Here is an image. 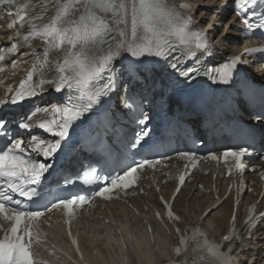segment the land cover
<instances>
[{
    "label": "snow or ice",
    "instance_id": "1",
    "mask_svg": "<svg viewBox=\"0 0 264 264\" xmlns=\"http://www.w3.org/2000/svg\"><path fill=\"white\" fill-rule=\"evenodd\" d=\"M191 10L192 6L185 0L180 3L176 0H0V27H4L6 16L13 17L6 25L9 43L0 46V71L9 60L13 70L25 63L11 59L23 49H28V55L34 58L18 85L6 89L0 106L23 105L56 94V103L34 105L26 115L9 118L0 114V219L11 225L9 228L0 225L3 231L0 264H38L32 252L33 229L45 212L63 209L68 217L66 222L70 223L77 209L93 206V198L112 199L115 192L136 186L140 172L146 167L155 169L160 164L159 160L148 158L139 161L133 158L131 164H126L114 157L115 168L104 177L97 175L92 164L82 166L79 173L67 174L57 162L75 147L69 143L75 129L98 107L114 98L119 99L126 115L147 128L149 116L144 112V97L128 90L120 95L125 84L146 83L148 74L158 64L170 79L189 81L203 75L213 83L227 85L239 71L238 66H244L245 57L255 64H264L260 59L264 57V47H246L220 65L208 66L204 57L212 55V41L202 30H193L198 21L189 15ZM233 11L243 25L237 31L246 38L259 34L264 39V0H233ZM232 23L225 24L221 35H226ZM255 115L257 120L264 121V100ZM38 116L43 118L36 119ZM114 118L115 113L111 118L106 116L103 127L95 132L101 149ZM33 129L42 130L51 139L31 134ZM19 130H25L30 138L27 141L19 138ZM145 135L142 128L127 147L136 149ZM245 157L253 158V153L241 146L220 155L210 153L207 158L223 161L231 174L233 170L243 173L247 168ZM179 158L190 162L185 164L186 170L198 163L195 153L190 151L179 153ZM187 174L185 171L179 175L181 186ZM260 175L264 179V172ZM75 183L98 190L91 197L58 195L64 190L62 185ZM165 208L167 218L178 225L180 217L172 206L165 202ZM235 219L233 214L228 234L219 239L200 225L183 229L177 226L179 239L173 249L174 259L168 264H239L242 243L246 237L250 238L251 229L264 220V212L257 215L255 206L250 207L243 229L236 227ZM238 242L241 247H237ZM72 244L79 252L76 239H72Z\"/></svg>",
    "mask_w": 264,
    "mask_h": 264
},
{
    "label": "bare ground",
    "instance_id": "2",
    "mask_svg": "<svg viewBox=\"0 0 264 264\" xmlns=\"http://www.w3.org/2000/svg\"><path fill=\"white\" fill-rule=\"evenodd\" d=\"M177 1L178 0H176V2ZM188 1L193 4V9H192L193 14L198 13L197 19L199 21V25H203V22L204 20H206L207 16L208 17L212 15L214 16L220 12L218 11V9L221 8L220 0H188ZM224 16H226V20L222 21L221 19L222 27H221L220 32L217 33L213 29V23H211L210 24L211 26L208 27L209 31L213 34V37L215 38L216 43H221V42L227 43V41H230L232 39L230 35H232L233 33L230 30H228L226 35H221V33L224 32L223 27L225 26V24H228V22L230 21V15H228V10H224ZM0 35H1L0 45L8 44L9 37L5 33H3V30L1 29H0ZM20 56H21L20 59L22 57L24 59L27 56V53L23 52ZM262 75H264V73L259 74V76H262ZM5 97H6V94H4L3 90L0 87V100L5 99ZM47 101H49V98H43L40 100V103H44ZM205 182H207V180H205ZM189 195H190V190L184 191L183 193L179 195L176 201V204H175L179 213L186 220H188L189 218H193L195 216H198V217L201 216L203 211L208 207L207 205L209 203L208 197H205L204 199H199L197 192H193L190 198H189ZM151 203L154 204L155 202H151ZM230 213H231L230 204L229 202H225L216 213L209 215L207 217L206 223L209 225L210 229H212L216 233H219L227 224L228 219L230 217ZM108 217L111 218L115 222H119L125 219V212L122 209H117V210L112 211V213L109 214ZM131 224L138 227L137 225L138 222L137 224L131 222ZM104 238L107 239V243L105 245V249L107 253H105L103 251V248L101 247L97 249V252L103 258L104 262L108 264L107 255L109 254L108 250L110 249H107V248L112 247V252L115 254L116 258H118V253L114 249L113 245L110 243L111 239H110V234L108 231H107V235H98L99 240H102ZM169 240L172 241L173 238H169ZM252 241H254V243H252ZM137 246L139 250H142L146 254V256H151V260H159L158 256L167 255V252L162 247V245L159 246L156 244V246L154 247L155 252H152L153 251L152 248L146 249L145 244L142 243V241H139V243H137ZM148 252H152V254L150 255ZM252 253H254V256L256 258L253 256ZM241 256L242 258H244L241 264H264V232L263 230L260 229L259 233L255 234L254 238L251 241L247 242L245 247H243ZM252 256L254 257V261H252V258H253ZM127 259L130 262V264L134 262V259L131 255L130 246L128 249ZM110 263L117 264L112 254L110 255Z\"/></svg>",
    "mask_w": 264,
    "mask_h": 264
},
{
    "label": "rangeland",
    "instance_id": "3",
    "mask_svg": "<svg viewBox=\"0 0 264 264\" xmlns=\"http://www.w3.org/2000/svg\"><path fill=\"white\" fill-rule=\"evenodd\" d=\"M215 23H216V24H219V21L217 20ZM107 249H110V250L112 251V247H108ZM110 250H108V253L111 255ZM109 254H108V255H109ZM108 255H107V256H108Z\"/></svg>",
    "mask_w": 264,
    "mask_h": 264
}]
</instances>
